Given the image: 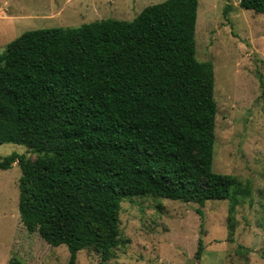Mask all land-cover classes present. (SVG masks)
Listing matches in <instances>:
<instances>
[{"label": "trees", "instance_id": "trees-1", "mask_svg": "<svg viewBox=\"0 0 264 264\" xmlns=\"http://www.w3.org/2000/svg\"><path fill=\"white\" fill-rule=\"evenodd\" d=\"M239 3L264 12V0ZM198 6L164 0L132 20L30 29L0 53V143L36 154L0 157V168L20 166L21 221L50 245H67L68 264L90 247L109 264L128 242L126 197L234 205L249 193L213 168L214 65L196 56ZM203 247L200 238L197 259Z\"/></svg>", "mask_w": 264, "mask_h": 264}, {"label": "rangeland", "instance_id": "rangeland-1", "mask_svg": "<svg viewBox=\"0 0 264 264\" xmlns=\"http://www.w3.org/2000/svg\"><path fill=\"white\" fill-rule=\"evenodd\" d=\"M161 1L0 0V53L26 30L132 20ZM195 40L197 58L214 65L213 168L235 175L249 193L234 205L229 199L200 205L150 195L124 198L120 235L128 242L115 249L109 264H264V12L239 0H199ZM13 152L36 156L24 144L0 143V157ZM21 175L16 162L0 168V264H68L67 245H50L21 221ZM200 238L204 247L197 259ZM100 260L96 250L83 248L76 264Z\"/></svg>", "mask_w": 264, "mask_h": 264}, {"label": "crops", "instance_id": "crops-1", "mask_svg": "<svg viewBox=\"0 0 264 264\" xmlns=\"http://www.w3.org/2000/svg\"><path fill=\"white\" fill-rule=\"evenodd\" d=\"M0 12H4V11L1 9Z\"/></svg>", "mask_w": 264, "mask_h": 264}]
</instances>
